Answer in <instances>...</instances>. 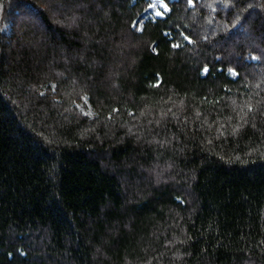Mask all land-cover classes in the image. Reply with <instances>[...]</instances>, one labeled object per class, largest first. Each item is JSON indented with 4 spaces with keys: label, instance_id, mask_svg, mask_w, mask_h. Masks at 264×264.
Here are the masks:
<instances>
[{
    "label": "trees",
    "instance_id": "1",
    "mask_svg": "<svg viewBox=\"0 0 264 264\" xmlns=\"http://www.w3.org/2000/svg\"><path fill=\"white\" fill-rule=\"evenodd\" d=\"M166 1L0 0V264H264V0Z\"/></svg>",
    "mask_w": 264,
    "mask_h": 264
},
{
    "label": "rangeland",
    "instance_id": "2",
    "mask_svg": "<svg viewBox=\"0 0 264 264\" xmlns=\"http://www.w3.org/2000/svg\"><path fill=\"white\" fill-rule=\"evenodd\" d=\"M150 6L141 13V16L138 18L137 21H140V25H142L143 21L148 18H156L162 17L169 11V5L166 0H150ZM139 25V26H140ZM78 107L87 115L93 114L94 109L92 105L88 102V100H81L76 102Z\"/></svg>",
    "mask_w": 264,
    "mask_h": 264
}]
</instances>
